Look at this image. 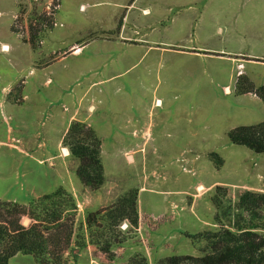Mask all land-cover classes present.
Here are the masks:
<instances>
[{
    "label": "rangeland",
    "instance_id": "rangeland-1",
    "mask_svg": "<svg viewBox=\"0 0 264 264\" xmlns=\"http://www.w3.org/2000/svg\"><path fill=\"white\" fill-rule=\"evenodd\" d=\"M242 76L264 84V0H0V199L27 204L62 186L87 238L86 212L136 188L138 224L120 225L114 258L72 241L66 264L199 255L191 236L214 226L213 195L264 192V154L227 138L232 125L264 120L259 97L237 92ZM71 116L101 141L97 190L62 146ZM9 264L36 263L16 254Z\"/></svg>",
    "mask_w": 264,
    "mask_h": 264
},
{
    "label": "trees",
    "instance_id": "trees-1",
    "mask_svg": "<svg viewBox=\"0 0 264 264\" xmlns=\"http://www.w3.org/2000/svg\"><path fill=\"white\" fill-rule=\"evenodd\" d=\"M12 29L17 32L13 26ZM38 32L30 30L27 40L32 46ZM238 79L244 81H238L237 92H252L264 103V84L255 86L243 76ZM227 138L233 144L264 154V120L231 127ZM62 146L77 159L75 175L79 182L92 190L99 189L105 183V175L101 141L94 130L81 120H72ZM210 157L217 166L223 162L216 152H211ZM137 193L136 188H131L108 206L87 211V238L75 234L76 199L62 186L31 198L27 204L0 199V264H9L16 254L31 255L36 264H66L64 254L72 241L76 248L92 244L113 259V248L123 242L120 225L138 224ZM224 195L222 190L211 197L214 226L191 236L203 243L199 255L170 254L153 264H264V192L245 189L235 201L225 200ZM23 216L30 219L28 225L21 222ZM130 264L149 262L146 256L138 254Z\"/></svg>",
    "mask_w": 264,
    "mask_h": 264
},
{
    "label": "crops",
    "instance_id": "crops-1",
    "mask_svg": "<svg viewBox=\"0 0 264 264\" xmlns=\"http://www.w3.org/2000/svg\"><path fill=\"white\" fill-rule=\"evenodd\" d=\"M175 45H179V44H177V43H175ZM182 48V47H181ZM79 48L77 47V50H78ZM184 50H181V51H183V52H185V53H188V54H203V56H205L206 54H210V53H201V52H199L198 50H193V49H189V48H186V47H184L183 48ZM3 51H4V49H2ZM192 50V51H191ZM238 59V57H233L232 58V60L233 59ZM233 62V61H232ZM239 68V67H238ZM223 89H224V93H229L231 90H230V88L228 87V85H225V86H223ZM157 101H159L158 99H157ZM36 105H34V107H35ZM90 111V110H89ZM89 111H87L88 112V114H89ZM54 116H57L58 117V113H55L54 114ZM89 117V116H88ZM68 121H65L63 124H65V125H69L70 124V122L72 121V120H74L73 119V116H71V118H66ZM232 126H235V125H232ZM232 126H230V127H232ZM230 127H228V129L230 128ZM137 128L138 127H134L133 129H132V133H135V134H138L139 133V131L137 132L136 130H137ZM143 129L145 130V133H146V137H145V140H147L148 139V136H149V131H148V129H147V127H146V125H145V128L143 127ZM140 134V133H139ZM115 135H116V133H115ZM141 135V134H140ZM118 140V139H117ZM66 148V147H65ZM67 149V148H66ZM68 151V150H67Z\"/></svg>",
    "mask_w": 264,
    "mask_h": 264
},
{
    "label": "bare ground",
    "instance_id": "bare-ground-1",
    "mask_svg": "<svg viewBox=\"0 0 264 264\" xmlns=\"http://www.w3.org/2000/svg\"><path fill=\"white\" fill-rule=\"evenodd\" d=\"M2 49L7 50L8 49V45L7 44H3L2 45Z\"/></svg>",
    "mask_w": 264,
    "mask_h": 264
}]
</instances>
